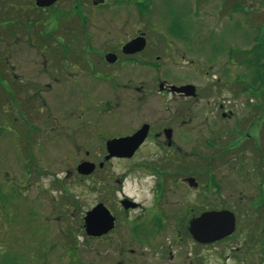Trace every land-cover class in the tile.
<instances>
[{"label": "rangeland", "instance_id": "374dc122", "mask_svg": "<svg viewBox=\"0 0 264 264\" xmlns=\"http://www.w3.org/2000/svg\"><path fill=\"white\" fill-rule=\"evenodd\" d=\"M87 1L92 4V0ZM107 1L110 3L109 6L115 5L113 0ZM221 1L201 0L196 9L190 10V17H186V21L177 26H169L163 22L164 19H158V16L154 15L149 21L150 28L147 26L146 17L144 16V21L139 19L140 17L134 12L136 8L132 5L129 6L130 11H123L121 16L116 13L117 8L105 6L104 14L95 17L100 21L89 28V33L99 35L105 41L117 39L123 41L128 33L142 28L150 30L149 33L154 36L156 31L171 36L170 40L185 54V58L178 60L184 64L195 61L200 65L201 72L209 70L210 82L220 80L221 83L230 84L234 92L235 106L241 108L251 97L250 93L242 92L243 86L253 79V68L246 59H249L248 53L256 48V38L261 35L260 39H264V0H232L233 9L227 6L230 2L226 5L224 0L221 5ZM33 2L34 0H0V264H237L233 258L235 256L230 253L233 257L229 258L228 249H223L225 246L220 248L219 244L203 246L200 248V257H197L196 246L192 240L184 236L181 229L175 227L177 220L175 217H180L182 210L192 205L188 200L195 199L196 192L187 191L184 187L185 193L182 196H188L187 200L182 201L175 197L172 198L175 201H171L170 197L173 193L169 187L173 178L180 181L184 177L194 176L192 175L194 171L183 173L185 165L191 166L195 160L194 155L189 153L195 136V132L192 131L194 125L185 126L183 136L179 134L177 138L179 146L186 148L184 155L180 156L181 160L168 151L164 152L165 155H160L171 159L172 163H177L168 170L170 175L165 178V180L169 179L164 184L165 189L167 188L164 192L165 198L157 204L168 221L164 232L156 235L155 230L151 232L152 228H150L139 235L131 234L134 237L132 238L123 223L125 216L117 209L120 224L114 233L103 239L87 235L83 227V216L88 207L96 205L97 195L91 191L93 182L104 180L107 203L116 200L122 194L133 197L144 205V213L149 214V219L160 217V212L154 207L157 196L154 190L160 182L153 174L154 170L146 165H135L137 163L135 160L145 163L149 161L148 159H152L145 151L134 160L114 161V166L110 170L101 171L97 168L94 173L92 171L85 175L78 172L77 164L81 160L92 159L98 162L101 158L97 155L87 157L84 150L77 153L72 150L73 145L67 140V135H73L74 132L65 128L69 123L66 116L71 114L72 107L76 112L81 108L70 103L77 97H74L72 91L63 88L67 85H61V83H69L68 80L56 82L44 79L39 91L32 85L35 69L29 52L34 51V39L31 38L32 35H27L30 32L28 29L23 31L22 27L17 26V19L8 16L10 12L23 8L27 16L33 18L29 14ZM186 2L194 4L192 0ZM242 4L244 10L241 8ZM170 5V15L188 13L187 9H181L182 5L175 8ZM170 5H165L164 9L169 8ZM69 8L70 4L66 1L55 9L42 12V18H45L46 13L51 15L53 10L65 13ZM61 19L62 17L58 16L55 18V23L58 24ZM119 19L126 21L121 22ZM50 23L46 24L43 19L41 24L50 27ZM67 23L64 18L61 25L57 26L58 29L51 34H65ZM40 28L45 32L42 26ZM7 57L10 58L9 71L6 70ZM60 63L62 65L58 66L64 74L60 78L63 79L70 72L66 68L70 67L71 62L62 59ZM12 66L14 70H11ZM177 71L185 77L189 76L196 85L202 86L206 83L204 78L189 65ZM4 78L10 81L15 79L19 83L15 84L14 90L8 91L4 89ZM48 82L52 85L46 87ZM226 95L227 93H224L222 98L225 99ZM130 99H124L123 107H128ZM218 99L219 96L214 100L199 102L197 107L201 118L205 116L207 110L215 108L212 103ZM207 104L211 107L207 108ZM162 106L163 102L160 98H151L148 101L146 109L150 120H154L157 115L167 116ZM170 107L174 111V104L170 103ZM7 109L10 110L9 116ZM108 117L106 120L110 121L111 118ZM55 121L63 126L53 131L50 127ZM36 124L41 125L42 148L38 153H29L36 141L35 134L29 138V129L30 126L35 128ZM122 127H126L125 123ZM202 131H205L204 127ZM84 146L91 150L92 144L87 146V142L84 141ZM201 154L205 156L206 152L202 150ZM249 155L245 157L248 177L241 176L238 168L231 173L227 169L223 155V158L218 156L212 161L215 162V166L205 165L206 159H201V179L217 176V179L226 181L227 184L230 180L241 185L248 184V181L251 184L256 179L254 175L256 168L251 166ZM181 163L183 168L180 166ZM233 163L236 166L238 162L235 160ZM207 170L210 172L208 173ZM245 187L243 186V191ZM240 190L238 188L237 191L234 189L230 192L238 195ZM226 195L225 193L224 197ZM262 200L263 197H256L251 203L253 209L246 202L249 210L244 217L247 218L251 231L246 264H264ZM231 203L226 201L225 205L231 206ZM218 204L224 205L221 200L219 202L216 200V205ZM260 207L263 208L261 231L254 224L258 220L252 211H258ZM133 215L141 217V211L136 210ZM132 223L130 225H133ZM242 226L243 223L240 222V227ZM256 230L259 234H254ZM242 234L246 237L239 229L235 238L240 239ZM178 238L182 240L181 244L176 242Z\"/></svg>", "mask_w": 264, "mask_h": 264}, {"label": "flooded vegetation", "instance_id": "af4514ba", "mask_svg": "<svg viewBox=\"0 0 264 264\" xmlns=\"http://www.w3.org/2000/svg\"><path fill=\"white\" fill-rule=\"evenodd\" d=\"M66 1L69 2L70 8L65 13L53 10L51 15L46 13L45 18H42V12L55 9L56 6L66 3ZM113 1L115 2L114 6H109L110 3L107 0H92V4L87 0H57L49 6L41 7L37 5V0H34L32 8L29 10V14L33 18L27 16L26 10L23 8H19L16 12L12 11L8 15L18 20L17 26L22 27L23 31L28 29L30 32L27 35H32L31 38L34 39V51L29 52V55H32L35 69V78L32 85L39 91L44 79L56 82L68 80L69 83H61V85H67L63 88L72 91L74 97H77L74 100L72 99L70 103H72V106L76 105L81 108L76 112L72 107L71 114L66 116L69 123L65 128L74 132L73 135H67V140L73 145L72 150L74 149L77 153L84 150L87 157L97 155L101 158L98 162L92 159L81 160L77 167L88 161L95 165L94 173L97 168L101 171L110 170L114 166V161L137 159L143 151L151 155V160L147 158L149 161H145V163L141 160H135L137 163L134 164L136 166H148L154 170L153 174L159 179L160 184L154 190L157 195L156 206L154 207L160 212V217L149 219V214L144 213V205L125 194L107 203L105 183L101 179L93 182L91 186V191L97 195L96 205L88 207L83 216L84 231L87 233L85 220L87 213L97 205L103 204L114 217V227L99 236H91L87 233L91 237L103 239L117 230L120 224L117 209L125 216L123 223L130 236L134 233L139 235L150 228H152L151 232L155 230L156 235L164 232L168 221L157 207V204L165 198L164 192L167 188L165 189L164 184L169 180H165V178L170 175L168 170L175 167L177 163H172L171 159L160 155H165L164 152L168 151L181 160L180 156L184 155L186 148L179 146L177 138L179 134L183 136L185 126L194 125L192 131L195 132V136L192 140L193 146L189 148L191 150L189 153L194 155L195 160L191 164L192 168L189 164L185 165L184 168L183 164H180L185 169L183 173L194 171L192 174L194 176L184 177L180 181L173 178L169 183V187L173 193L170 197L171 201H175V199H172L175 197L182 201L187 200L188 196H182L185 193L184 187L187 191L196 192L195 199L188 200L192 205L183 209L180 217H175L177 219L175 227L181 229L184 236L192 240L194 246H196L195 253L197 257H200V248H203V246L208 247L219 244L221 245L220 248L225 246L223 249H228L229 254L227 255H229V258L233 257L230 253L235 256L233 258L237 264H246L249 256L251 231L244 214L248 212L249 206L252 208L251 203L256 197H263L262 206L264 203V98L261 95L256 97L250 94L251 97L241 108H238L235 106L234 92L230 84L227 82L221 83L220 80L210 82L211 72L209 70L201 72L200 65L195 61L184 64L178 60V58H185V54L170 40L171 36L162 35L160 31H156V36H154L146 28L136 29L128 33L123 41L119 39L105 41L99 35L89 33V28L97 25L100 21L95 17L100 16L101 13L104 14L105 6L117 8L116 13L121 16L123 11H130L129 6L132 5L136 8L134 12L140 17L139 19L144 21V16L146 17L147 26L150 28L149 21L153 19L154 15L158 16V19H164L163 22L169 26L184 23L186 17H190V10L196 9L201 0H192L194 8L191 3L186 2L188 0ZM223 1H221V5ZM228 2H230L229 5H227ZM225 3L233 9L232 0H225ZM170 4L174 8L182 5L181 9H187L188 13L185 12V15H170ZM165 5L170 6L164 9ZM241 8L245 9L244 4ZM58 16H61L62 19L57 24L55 18ZM64 18L68 22L65 34H51L52 31L58 29L57 26L61 25ZM43 19L46 24L51 22L50 27H46L47 25L44 27L41 24ZM119 20L121 22L126 21V19ZM51 25H53V28H51ZM41 26L45 32H42ZM135 40L138 42L127 47L129 43ZM125 47L130 51H126ZM7 59L6 70L9 71L10 58L7 57ZM62 59H68L71 62L69 63L70 67L66 68L70 72L63 79L60 78L64 75L63 71L58 66L59 64L62 65L60 63ZM109 59L113 61L111 62ZM185 65H189L190 68L194 69L199 76L204 78L206 83L202 86L196 85L189 79V76L185 77L180 74L177 70L184 68ZM11 70H14V66ZM74 72L75 74H73ZM158 74L161 76L158 77ZM8 78L10 77L8 76ZM8 78L3 80L4 89L14 90L15 84L19 82L15 79L10 81ZM50 85H52L51 82L46 83V87ZM187 85L195 87L193 94L187 90L178 89ZM242 92L249 93L248 84L243 86ZM224 93H227L225 99L222 98ZM218 96L219 99L212 103L215 108L207 110L205 116L201 118L200 110L197 107L199 102L214 100ZM126 98H131L129 105L126 103L127 108L123 107V101ZM151 98L162 100L163 112H166L167 116L157 115L154 120L149 119L146 104ZM33 102L35 104V101ZM170 103L174 104V111H172ZM35 106L37 107V104ZM209 107L211 106L207 104V108ZM9 111V109L6 110L8 116ZM107 116L111 118L110 121L106 120ZM123 123L126 125L125 128L122 127ZM61 126L63 125L60 122L55 121L50 129L55 131L57 127L61 128ZM203 127L204 132L202 131ZM143 128L147 129V136L131 157L112 156L107 158L110 154L107 143L110 140L130 137ZM29 131V138L35 134L36 141H34L31 148L33 152L32 150L28 152L38 153L42 148L41 125L36 124L35 128L30 126ZM203 135L206 137H203ZM84 141L87 142V146L92 144L90 146L91 150L84 146ZM202 150L206 152L205 156H202ZM248 154H250L252 161L251 166L256 168L254 170L256 179L253 180V183L250 184V181H248V184L242 183L241 185V183L237 184L230 180V183L227 184L228 182L217 179V176L201 179V159H206L205 165L215 166V162L212 161L218 156L221 158L225 156V164L231 173L238 168L241 176L248 177L245 164V157ZM235 160L238 162L236 166L233 163ZM178 173L180 174V172ZM243 186H246L244 191ZM238 188L241 189L239 191L240 196L234 193L237 197L234 200V194L230 191L234 189L237 191ZM180 192L182 193L179 195ZM225 193L227 195L224 197ZM216 200L217 202L221 200L224 205H216ZM226 201L227 203H233H231V206H227L225 205ZM246 202L249 203V206L246 205ZM259 209H257L258 211H252L258 220L254 224L261 231V229L263 230L261 222L263 208ZM136 210L141 211V217L133 215ZM216 211L232 213L235 219L234 231L230 235L215 241L203 242L196 239L190 231L191 222L205 213ZM132 221L135 223H132ZM240 222L243 223L242 227H240ZM130 223L133 225H130ZM239 229L245 233L246 237L242 234L239 237L240 239L235 238ZM256 233H258L257 230L254 231V234ZM180 240L178 238L176 242L181 244L182 240Z\"/></svg>", "mask_w": 264, "mask_h": 264}, {"label": "water", "instance_id": "95a60500", "mask_svg": "<svg viewBox=\"0 0 264 264\" xmlns=\"http://www.w3.org/2000/svg\"><path fill=\"white\" fill-rule=\"evenodd\" d=\"M57 0H37V5L44 7L49 6ZM103 1V0H99ZM138 42L137 40L129 43L127 47ZM125 47L126 51H130ZM109 61H113L109 59ZM179 90H187L189 93H194L195 87L187 85ZM147 136V129L143 128L141 131L135 133L130 137L110 140L108 150L109 157L112 156H127L131 157L139 148ZM95 165L88 161L81 163L77 170L80 174H90L94 171ZM87 233L91 236H99L108 232L114 227V217L109 210L103 205L99 204L87 213L86 217ZM235 229V219L232 213L228 211H216L203 214L200 218L191 222V234L198 240L203 242H210L219 240L230 235Z\"/></svg>", "mask_w": 264, "mask_h": 264}, {"label": "trees", "instance_id": "16d2710c", "mask_svg": "<svg viewBox=\"0 0 264 264\" xmlns=\"http://www.w3.org/2000/svg\"><path fill=\"white\" fill-rule=\"evenodd\" d=\"M259 35L256 43V48L254 47L249 53V65L253 68L252 70V80L247 82L248 92L256 97L264 98V39H260ZM251 57V58H250Z\"/></svg>", "mask_w": 264, "mask_h": 264}]
</instances>
